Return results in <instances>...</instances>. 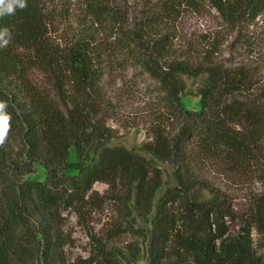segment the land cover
Returning <instances> with one entry per match:
<instances>
[{
	"label": "trees",
	"instance_id": "1",
	"mask_svg": "<svg viewBox=\"0 0 264 264\" xmlns=\"http://www.w3.org/2000/svg\"><path fill=\"white\" fill-rule=\"evenodd\" d=\"M142 1L136 10L124 0H91L86 13L105 35L79 32L64 44L49 34L48 0H26L25 9L0 17V29L12 33L0 47V100L12 115L0 146V264H122L93 235L87 257L66 254L63 211L85 224L103 198L92 190L98 181L127 213L132 203L152 216L149 227L134 230L148 264H264L251 236L254 228L264 238V190L241 214L204 177L255 178L264 187V52L248 32L264 0ZM184 10L213 12L201 40L183 39ZM224 45L230 54L247 52L234 61L222 56ZM128 68L154 82L166 114L138 151L109 145L100 118L110 103L103 76ZM200 76V109H185V78ZM157 161L170 166L173 185L156 200L164 184ZM36 164L46 169L44 180L27 177ZM71 168L77 172L66 173Z\"/></svg>",
	"mask_w": 264,
	"mask_h": 264
},
{
	"label": "rangeland",
	"instance_id": "2",
	"mask_svg": "<svg viewBox=\"0 0 264 264\" xmlns=\"http://www.w3.org/2000/svg\"><path fill=\"white\" fill-rule=\"evenodd\" d=\"M91 0H48V30L51 38L57 44H64L79 32L89 35L94 40L100 39L105 34L94 24V19L86 13V6ZM126 4L133 5L136 10L141 7L142 0H124ZM210 11L184 10L177 19L178 29L183 39L194 41L201 40V35L208 32L211 26ZM250 41L256 51L264 52V14L257 19L254 26L249 27ZM251 32H253L251 34ZM228 36V42L230 41ZM226 44V43H225ZM222 56L234 61L243 57L246 50L239 49L238 53L230 54L228 47H222ZM203 76L197 78H185L186 90L181 95V104L185 109L199 110L200 95L198 88L203 82ZM154 82L147 76L134 75L131 68L125 70H113L102 78L109 104L104 105L100 112V118L108 129L110 137L107 143L113 146H124L128 149L139 150V147L150 140V127L159 123L166 116L159 94L154 87ZM10 148L16 150L17 143L9 142ZM7 151H10L7 149ZM68 160L76 161L75 147L68 150ZM92 153H90L91 155ZM148 156V155H147ZM162 171L163 187L156 194V200L162 195L165 188L173 185L171 168L165 162L157 161ZM76 168L66 170V173L74 174ZM46 169L41 164H36V169L27 174L28 178L44 180ZM214 187L223 192L228 198L231 207L241 214L248 213L253 206L255 198L264 190L260 181L253 178L249 181L237 176L221 175L209 172L204 175ZM92 190L100 197L103 196L100 205L88 213L86 223L78 222L77 216L70 210L63 211V230L70 235L71 244L67 245V257L72 260L77 257H87L90 250V235L101 241L107 247L113 248L121 258L122 264H148L147 245L145 240L134 230L150 226L151 215H140L129 204V209L113 195H110L108 186L103 182H95ZM204 198L209 197L207 190H203ZM101 199V198H100ZM99 199V200H100ZM237 225L230 224L232 231ZM132 228V229H130ZM251 236L253 246L257 254L264 256V238L252 228Z\"/></svg>",
	"mask_w": 264,
	"mask_h": 264
},
{
	"label": "clouds",
	"instance_id": "3",
	"mask_svg": "<svg viewBox=\"0 0 264 264\" xmlns=\"http://www.w3.org/2000/svg\"><path fill=\"white\" fill-rule=\"evenodd\" d=\"M27 7L26 0H0V17L14 15L16 10ZM12 39L9 28L0 29V47H6ZM9 105L7 101L0 100V146H3L11 132L12 115L7 111Z\"/></svg>",
	"mask_w": 264,
	"mask_h": 264
}]
</instances>
